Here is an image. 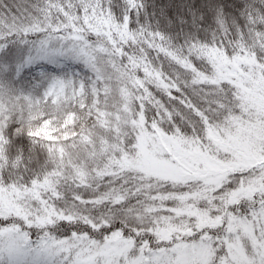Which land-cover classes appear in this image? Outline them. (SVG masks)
<instances>
[{"label": "clouds", "instance_id": "clouds-1", "mask_svg": "<svg viewBox=\"0 0 264 264\" xmlns=\"http://www.w3.org/2000/svg\"><path fill=\"white\" fill-rule=\"evenodd\" d=\"M22 2L28 5L26 21L32 25L28 31L33 34L27 37L17 36L14 40L4 41V44H24L29 51L39 49L42 44L52 48L62 47L65 50L73 46L79 47L76 41L57 38L53 28L62 26L63 22L59 17L46 11V0H22ZM110 2L112 3L113 0ZM3 3L4 0H0V5ZM144 3L145 8L141 16L143 23L141 20L140 23L147 29L148 0H144ZM242 3L244 7L240 10L239 17L225 13L223 5L212 6L207 13L189 7L190 13L196 19L203 21L208 15L211 20L203 29L204 41L211 47L199 50L201 54L196 56L198 68L192 64L178 68L169 60H160L156 51L140 42H134L129 47L130 56L128 53L125 54L128 56L127 60L124 59L125 56L118 55L114 48L108 52L107 57L103 55H97L92 59L81 57L77 61L73 58V54L69 53V57L64 58L84 66V74L78 76L79 79L98 80L105 91H114L120 86L129 87L142 69L147 70L140 79L145 83V92L142 94L145 96L146 112L151 118L148 127L151 129L152 125H156L159 129V132L152 129L150 144L152 154L161 159H170L163 147L165 143H180L189 150H202L224 162L226 174L220 177L223 191L219 189L216 193H212L211 184L200 182L187 186L174 185L142 171L140 164L145 153L142 147H138L140 142L136 138V130L131 129L126 133L125 143L108 152L99 151L95 155H85L81 152L74 155L72 162L76 163L77 167L64 169L63 179L57 180L61 193L59 200L48 196L47 206L40 207L33 204L31 195L20 194L14 201V210L0 211L23 216L32 225L29 231L33 240L41 234L63 236L65 223L69 228L80 231H83L86 225L90 226L92 222H96L98 228L119 224L129 231V240H132L131 234L135 233L143 247H152L158 251L167 248L168 245L174 246L175 242L173 241L172 244L167 241L162 242L158 235L155 224L158 216L148 211L156 206L152 193L160 195L171 192L200 191L207 192L208 199L198 200L195 203L206 212H211L213 216L218 217L227 213L229 228L221 226L202 230L197 220L176 217H172V220L178 227L194 231V235L187 239L192 244L207 248L209 264H224L226 248L228 253L233 249L244 252L249 240L256 243L257 238L252 236L254 226L260 227V237L264 238V203H262L261 211L252 215L251 219L248 218V210L254 204L250 198V192L249 199L242 200L232 208L227 207L235 199L236 194L245 188H258L259 196L264 199V135L252 137L254 158L248 162L250 166L236 171L231 169L238 163L237 156L232 151L225 150L217 139L218 137L227 138L229 134L237 136L242 129L248 128L264 132V108L249 104L244 91V88L256 89L259 83L264 82V44L258 43L253 34L256 28L264 31V20L257 18L255 24L249 22V15L259 17L264 13V0H242ZM254 4L256 8L252 7ZM113 6L121 8L122 0H119V3H113ZM123 23L126 24V22ZM152 26L156 27L157 24ZM170 26L171 22H169ZM98 31H102L99 26ZM242 32L245 35L242 36ZM84 36L93 45H107V41L93 36L90 31L84 33ZM173 40L177 44L180 43V38L176 34H173ZM217 44H219V51L226 53L232 61V72L236 73L235 84L231 82L232 75L228 72L227 66L209 54L212 49L217 48ZM237 65L239 68L236 67ZM65 77L73 76L65 75ZM44 86L41 79L27 84L23 82L17 84L11 78L0 81V87L16 98L14 110L7 109L5 118L17 116L14 122L20 124L21 132L28 131L29 125L32 130L40 127L45 115L49 116L58 128H61L64 109L57 113L50 105L38 104L33 111L32 105L24 99L27 96L36 97L42 94ZM176 88L181 90V95L189 100L190 105L195 106L192 110L180 104H174L167 98L170 90ZM261 94H264V89L261 90ZM21 109H23L22 112ZM83 115L86 116V114ZM33 116L34 118H31ZM40 143L43 144V141ZM65 147L70 149L71 145L67 144ZM29 151L31 156L27 164L19 157L11 155L0 163V185L7 184V187L2 188L10 192L25 188L32 165L41 172L53 165L58 169L63 167L55 154L46 157L43 150L38 152L35 147H30ZM40 157L46 158L41 161ZM81 172L83 175L80 174ZM76 197L85 203H77ZM89 200L95 202L90 207L87 204ZM213 200L218 203H213ZM114 201H126V204L120 208H114L112 203ZM159 204L163 205L164 201L160 200ZM172 205L181 206L175 200L172 201ZM214 208H219L220 211L215 212ZM232 217L236 219L233 220ZM9 223L15 226L19 222L13 218L9 220ZM101 243L98 238H90V234L84 233L83 239L75 244L67 245L64 250L70 251V254L74 253L78 264H93L96 258H103L100 253ZM259 246L264 248V244ZM0 264H7L6 256ZM105 264H109V261L105 260Z\"/></svg>", "mask_w": 264, "mask_h": 264}, {"label": "snow or ice", "instance_id": "snow-or-ice-1", "mask_svg": "<svg viewBox=\"0 0 264 264\" xmlns=\"http://www.w3.org/2000/svg\"><path fill=\"white\" fill-rule=\"evenodd\" d=\"M203 7L209 9L212 5L207 4ZM252 7L256 8V5L254 4ZM144 8V0H122L121 8L114 7L110 0H46V11L53 16L59 17L63 22L62 26H54L53 28V31L57 34V38L76 41L79 47L73 46L65 50L62 47L52 48L47 44H42L41 47L37 49V58L31 59L28 63L29 65L34 63L36 59L52 61L57 58H68L69 53L73 54V58L77 61L80 60L81 57H88L89 59L97 55L107 57L108 52L114 50L108 36L105 35L104 30L94 32L85 24L86 18L95 26L97 17L100 19L107 17L109 22L118 26L121 30L129 32L130 35L135 38V42H140L144 46H150L159 56H163V59L171 61L178 68H183L189 64L198 68L199 65L196 64V56L201 54L199 50L211 47L206 41L201 40L198 34L193 35L200 30L199 20L189 11V14L192 16V28L194 31L185 32L182 29L181 32L176 35L178 38L183 36V42L177 44L175 40H173V33L169 30L174 26L171 19L167 20L166 25H161L160 22L157 21L156 27H153L152 23L149 21V25L147 29H145L140 23ZM28 12V7L23 10L18 8L16 12H13L6 5L0 8V51H4L7 48V44H4V41L14 40L17 36L27 37L33 34L28 31V29L32 27V25L26 21ZM249 12H251V9H249ZM74 16L77 18L76 28L82 30L74 31L71 27V21ZM257 18L264 20V13L259 17L249 15V22L255 24ZM177 19L182 25L188 23L183 16H178ZM123 22H126V24ZM169 22H171L170 27ZM89 31L93 36L107 41V45H93L90 41H87L84 33ZM65 33L67 34L66 36L64 35ZM253 34L258 43L264 44V31L260 28H256ZM241 35L243 36L245 33L242 32ZM113 38L116 39L117 47L125 49L126 52H128L129 47L134 44L133 40L129 39L126 45L118 36H115V34H113ZM217 47H219V44H217ZM124 59L127 60L128 56H125ZM3 72L9 76L15 77L16 81H20L23 77V65H8L3 69ZM38 75L45 85L43 93L38 94L36 97H24V99L32 105L33 111L36 110L38 104H43L45 106H52L55 111L59 113L63 109L62 105L65 100L74 99L81 91L85 96L91 98L94 91L103 89V85H101L98 80L88 81L79 79L78 76H73L72 78L65 76L49 77L44 72ZM37 87H39V85H37ZM167 98L170 99L172 103L180 104L188 110H192L195 107L194 105H190L189 100L181 95V90L179 88L170 90V95ZM15 99L16 98L10 92L0 87V163H3V161L8 159L11 155L19 157L20 160L27 164L31 156L29 151L30 147H35L38 152L43 150L46 157L53 156L55 153L51 151V149L54 148L55 145L39 135H34V133L43 129L45 125H48L53 131H58L59 128L49 116L45 115L43 117V124L40 127L32 130L29 125L28 131L21 132L20 124L14 122L17 116L5 118V111L7 109L14 110ZM22 111L23 109H21V112ZM153 115H155V112H153ZM31 118H34V116ZM33 141H36V143H33ZM40 141H43V144H41ZM46 157H40L41 161ZM58 171L59 169L54 165L49 166L47 170L43 172L37 169L35 165H32L29 180L26 181L25 188H19L20 193L22 195H31L34 205L46 207L47 197L52 196L54 198L50 192H42L40 198L34 197L31 193L36 190V187L44 184L48 180H52L53 182L57 181ZM0 187H7V184L0 185ZM25 189H27V191H25ZM221 191H223V189H221ZM252 201L254 206L248 210L249 219H251L252 215L261 211L262 203H264V199L260 196L254 200L252 199ZM93 203L95 202L93 201ZM112 203L114 208H120L126 204V201H114ZM13 218L19 222L18 225L14 226L9 223V220ZM228 224L229 221L226 218L224 227L229 228ZM93 225H97V223L92 222L90 226L86 225L83 231H80L78 229L69 228L68 224L65 223L63 225L65 228L63 236H44L41 234L36 240H33L32 234L29 231L32 225L26 221L23 216L0 211V261L6 256L7 264H78L75 254H70V251H65L64 249L67 245L75 244L83 239L84 233L90 234V238H98L102 242L100 248L104 245L105 240L110 238L111 234L123 233L124 236L129 239V231L124 229L122 225H107L98 229L93 227ZM131 238L136 241V246L128 254L127 259H121L119 264H142L140 261V252L143 245L140 243V238L135 233L131 234ZM256 238L258 241L256 243L251 240L247 242V246L244 249L246 259L243 261H234L226 248V259L224 264H264V248L259 246L260 244H264V238H261L260 234ZM93 242L95 241L93 240ZM171 247V245L167 246L169 249ZM145 255L151 254L145 252ZM65 257L67 258L65 259ZM93 264H105V260L103 258H96ZM163 264H171V262L166 260Z\"/></svg>", "mask_w": 264, "mask_h": 264}, {"label": "rangeland", "instance_id": "rangeland-1", "mask_svg": "<svg viewBox=\"0 0 264 264\" xmlns=\"http://www.w3.org/2000/svg\"><path fill=\"white\" fill-rule=\"evenodd\" d=\"M35 56L36 58L38 56L37 50H35ZM212 56L214 59L224 63L227 66L228 72L232 75L231 82L235 84L236 73L232 72V61L219 53H213ZM37 60L39 61V66L35 71L31 72L33 75H38L41 72H45L47 68L53 64H56L59 69L64 67L63 65L67 66L69 63L70 66L67 71H60V73L56 75L48 74L49 77H61L65 75L80 76L83 75L85 71L84 66L81 63L64 58H57L52 61L46 59ZM236 67L239 68V65ZM26 78L29 80V82L38 81L37 79L32 78L30 74H28ZM262 89H264V85L261 83L257 85L256 89L244 88L247 102L258 108H264V94H261ZM117 91L119 94L118 96H120L119 100L117 97H114V94ZM128 91L129 90L126 87L120 86L114 91H105L103 89L97 90L94 91L92 95L98 96L101 93V96L104 100L108 99L111 101L113 99L114 103H119V107L117 109V113L119 114L115 116V120L116 122L123 124V122H130L128 114L130 112L131 98ZM68 101H71L74 107L76 106L83 108L87 102V97L81 91V93L78 94L74 99L65 100L64 104L68 103ZM124 107L125 109L123 110ZM74 122V114H68L67 109H64L61 128H59L58 131H53L48 125H45L43 129L35 132L34 134L41 136L47 141L57 143L74 136L73 132L69 131ZM141 122L140 120L139 122L132 120L130 126L136 130V138L140 142L138 147H142L145 153L140 164L142 171L158 178L159 180L174 184H185L186 186L196 182L211 184L212 187L210 188V191L212 193H216L222 188L220 177L226 174V168L223 161H219L216 158L211 157L202 150H189L180 143H165L163 145L164 150L168 153L170 159H161L157 156H154L150 147L151 136L153 133L146 131L143 128ZM125 131H129L128 128L123 132ZM58 132L60 133L59 135L57 134ZM260 135H263V132L256 131L252 128L242 129L240 134L237 136H232L229 134L227 138L222 137V141H225V143H222L225 145H231L233 151L238 152L240 155L243 154L245 160L252 161L254 158L252 137ZM227 151H229L228 146ZM239 163L241 164H236L235 167L240 168V166L243 167L246 165V162ZM185 166L189 167L190 169H185ZM20 194V190L18 189L16 192H7L6 189L0 190V210H14V201ZM163 195L164 196H162V194L154 195L153 199L156 201V206L148 209L149 212L158 216L155 224L158 229V235L161 237V239L167 238L168 234L177 229V227L171 226V223L174 225L176 224L173 222L172 217H187L188 219L197 220L201 225V229H204L205 226L209 227L210 229L213 227V225L218 226L221 223L222 218L220 221H216V219L213 218L214 216L211 212H206V210L202 209L197 205V203H195L198 200L208 199L207 192L185 191L183 193L177 194L174 192L164 193ZM176 198L179 199V201L176 202L181 204L180 207H174L172 202H170L174 201ZM162 199L166 200L167 203L165 202L163 205H160L159 201ZM227 206L229 207V204ZM223 218L225 222L226 218L229 221L228 215H224ZM231 219L234 220L236 218L232 217ZM257 221H259V217H257ZM229 226L230 223L228 224V227ZM260 230V227L254 226L252 230V236L257 237L260 234ZM191 236L192 234H190V232H186V234L174 237L176 240L174 246L167 250L160 249L152 254L147 252L151 255H145L146 251H144L143 254H140V261L142 264H163V262L166 260L170 261L171 264H209V252L207 248L192 244L187 239ZM205 239H207V237H205ZM130 249L131 247L129 246L127 240H124L119 236H115L105 241L104 245L100 249V253L105 260L109 261V264H113V262L114 264H119L121 259H127L128 254L131 252ZM229 254L234 261H243L246 259V254L243 251L237 252L233 249L230 250Z\"/></svg>", "mask_w": 264, "mask_h": 264}, {"label": "trees", "instance_id": "trees-1", "mask_svg": "<svg viewBox=\"0 0 264 264\" xmlns=\"http://www.w3.org/2000/svg\"><path fill=\"white\" fill-rule=\"evenodd\" d=\"M113 3H119V0H113L112 5ZM148 4H149V8H148L149 21L152 24H156V22L159 21L161 25H166L167 20L171 19L173 21L174 26L169 30L173 34L180 33L182 29L185 32L194 31V29L192 28V16L189 14V7L193 9H199L200 11L207 13L208 9L204 8L203 7L204 5H207V4H211L212 6L223 5L225 13H230L236 17H239V12L244 7L242 0H148ZM4 5H6L13 12H16L18 8L20 10H23L28 7V5L23 3L22 0H11V3H9V0H4V3L0 5V8H2ZM165 14H166V17H165ZM178 16H183L184 19L188 21V23L184 25L180 24L179 20L177 19ZM76 20L77 18L74 16L73 20L71 21V27L73 28L74 31L82 30V29L76 28ZM210 22L211 20L208 15L205 16V20L198 21L199 27H200V32L198 33V35L201 40L205 39L203 35V29L206 28L208 26V23ZM141 23H143V17H141ZM85 24L89 28H91L94 32L98 31V26L99 28H102V30H104L105 32V35L108 36L109 41L112 44V47L116 50L117 54L120 56H125V54L128 52H126L125 49L117 47L116 39L113 38V34H115V36H118L120 40L123 41L126 45L129 39H132L133 42H135V38L132 37L129 32L122 31L118 26L109 22L107 17H105L104 19H100L99 17H97L95 26H93L90 20L86 18ZM208 39L209 40L211 39L210 34L208 36ZM180 42L181 43L183 42V36H180ZM212 52L214 54L219 53L228 58L227 54L221 53L218 47L216 49H212L209 54L212 55L213 54ZM128 55L130 56V53H128ZM33 58H36L35 50H32V51L27 50V45H24V44L9 43L7 45V48L4 51H0V80L3 81L8 78H11L16 81L15 77L9 76L3 72V69L8 65H13V66L23 65V77L20 81H16L17 84H20L21 82H23L24 84H27L29 82V80L26 78L28 74H30L32 78L40 80V76L31 74V72L35 71L39 66V61L37 59L34 63H31L29 65L28 62ZM159 59L163 60V56H159ZM145 63H147V61H145ZM69 64H67V66L63 65L64 67H62L61 69H59L56 64L50 65L44 73H46L47 75L48 74L56 75L60 73V71L61 72L67 71L70 66ZM146 71L147 70L142 69L139 73V76L136 78L135 81H133L132 85H130L129 87H126L129 90L128 92L131 98L130 112L128 114V117L130 118V122H123V124L116 122L115 116L119 114L117 113L119 103H114L113 99L111 101L108 99L104 100L101 96V93L98 96L92 95L91 98L87 97V102L85 103L83 108H79L76 106L74 107L71 101H68V103L62 105V108L67 109L68 114L69 113L74 114L75 122L73 126L71 127L72 132L74 134L73 137L67 140H62L57 143L52 142V144L55 145V147L52 148L51 151H54L58 162H60L63 166L61 169H59L57 173L58 180L63 179L64 169L66 168L75 169L77 167V164L72 162V157L76 155L77 153L83 152L85 155H95L99 151L108 152L112 150L114 147H117L125 143L126 133L128 131H125V132L123 131L127 128L128 130L133 129L130 126L132 120H135L138 122L139 120L140 122L142 121L141 123H142L143 128L150 133H153L152 129H155L157 132H159V129L156 127V125H152L151 129L148 127V124L151 121H150V117L148 116L146 112L145 96L142 94L145 92V83L142 79H140V77L145 75ZM152 74L158 75L157 73H152ZM160 78L163 79L162 77ZM261 84L264 85V82H261ZM118 95L119 94L117 91L114 94V97H117L119 100L120 96ZM124 109L125 107L123 108V110ZM83 114H86V116ZM81 129H83V131H81ZM263 135H264V132H263ZM223 138L218 137L217 138L218 142L223 146L225 150H227V146H228L229 151H232L237 156L238 158L237 165L241 164L239 162H242V163L246 162L245 166L243 167L240 166V168L233 167L231 170H235V171L243 170L247 166H250L248 163L249 160H245V158L243 157V154L240 155L238 152L233 151V148L231 145H225L224 144L225 141H222ZM67 144L71 145L70 149L65 147V145ZM185 167H184L185 169H190L187 166ZM80 174L83 175L82 172ZM174 185H183V184H174ZM184 186L186 185L184 184ZM3 189L4 188L0 187V190H3ZM42 192L43 193L50 192L54 196V198L57 200L61 198V193L59 191L57 181L53 182L52 180H48L44 184L36 187V190L32 192L33 194L32 193L31 194L34 197L40 198ZM249 192H250V198L253 200L259 196L258 188H255V187L251 189L245 188V190L237 193L236 198L232 200L231 203H229V207L228 206L227 207L232 208L234 207V205L239 204L242 200L249 199ZM174 193L177 194L181 192H174ZM163 194L162 196H164ZM154 195L156 194L153 192L152 198L154 197ZM75 200L77 203H85V201L81 200L79 197H76ZM162 200L164 201V203L166 202V200L164 199ZM174 200L179 201L178 198ZM91 203H93V201H90V200L87 201L88 205H90ZM213 203H218V201L213 200ZM213 211L219 212L220 210L219 208H214ZM224 215H228V214L224 213V214L219 215L218 217L214 216L213 218H215L216 221H220L221 218L222 220L218 226L213 225V227L210 229H215L221 226L224 227L225 226L224 224L225 220L223 218ZM179 218H182V217H179ZM184 218H187V217H184ZM65 219H67V217H65ZM171 226L177 227V229L173 230L172 233L168 234L167 238L161 239L162 242L167 241L170 244H172L173 241L176 242L174 237H178L183 234H186V232L187 233L190 232V234L194 235V231L191 229L180 228L178 227L177 224L174 225L172 223H171ZM199 226L201 227L200 224ZM93 227H96L98 229V225H93ZM207 229H209V227L205 226L204 229L202 230H207ZM115 236H119L123 238L124 240H127V242L129 243V246L131 247L130 251H132V249L135 248L136 241L134 239L129 240L127 237L124 236L123 233L111 234L110 238H107L106 240H109ZM163 249L167 250L169 248H163ZM144 251L150 252L151 254L154 252H157V250H154L152 247H143L141 249L140 254H143Z\"/></svg>", "mask_w": 264, "mask_h": 264}]
</instances>
